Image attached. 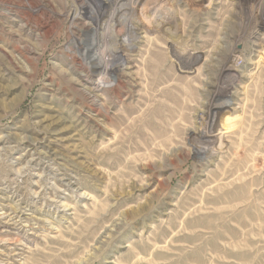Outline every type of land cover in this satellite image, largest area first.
Segmentation results:
<instances>
[{
    "label": "rangeland",
    "instance_id": "374dc122",
    "mask_svg": "<svg viewBox=\"0 0 264 264\" xmlns=\"http://www.w3.org/2000/svg\"><path fill=\"white\" fill-rule=\"evenodd\" d=\"M0 264H264V0H0Z\"/></svg>",
    "mask_w": 264,
    "mask_h": 264
},
{
    "label": "built area",
    "instance_id": "2783aa9c",
    "mask_svg": "<svg viewBox=\"0 0 264 264\" xmlns=\"http://www.w3.org/2000/svg\"><path fill=\"white\" fill-rule=\"evenodd\" d=\"M10 10V9H9ZM9 10H3V14L4 15H12V13L9 11ZM26 28H29V30L31 29V27L29 26V25H27V27ZM32 31L34 32V34L36 35V38H38V37H40L41 36V31H40V29H38V26L37 25H34L33 27H32Z\"/></svg>",
    "mask_w": 264,
    "mask_h": 264
},
{
    "label": "bare ground",
    "instance_id": "6f19581e",
    "mask_svg": "<svg viewBox=\"0 0 264 264\" xmlns=\"http://www.w3.org/2000/svg\"><path fill=\"white\" fill-rule=\"evenodd\" d=\"M70 209V208H69Z\"/></svg>",
    "mask_w": 264,
    "mask_h": 264
}]
</instances>
